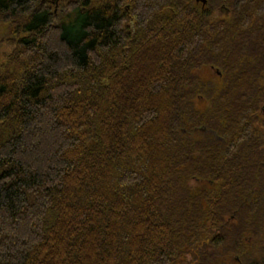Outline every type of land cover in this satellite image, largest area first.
<instances>
[{
    "label": "trees",
    "instance_id": "16d2710c",
    "mask_svg": "<svg viewBox=\"0 0 264 264\" xmlns=\"http://www.w3.org/2000/svg\"><path fill=\"white\" fill-rule=\"evenodd\" d=\"M262 103L264 0H0V264H191L203 232L242 246Z\"/></svg>",
    "mask_w": 264,
    "mask_h": 264
},
{
    "label": "rangeland",
    "instance_id": "374dc122",
    "mask_svg": "<svg viewBox=\"0 0 264 264\" xmlns=\"http://www.w3.org/2000/svg\"><path fill=\"white\" fill-rule=\"evenodd\" d=\"M199 73H201L200 75L205 81L210 80L216 84L218 83V85L220 86L221 80L218 78V75L215 73V71L212 70L210 67L202 68ZM217 87L218 86H216V88ZM196 104L197 108H199L200 110L206 108L205 100H203L202 102L197 101ZM256 181H258V179H256ZM200 183V181H197V185H199ZM208 183L204 182L203 185L211 187V185H209ZM258 185L260 186L259 188L264 191V181L260 182L259 184H256L254 187L251 188H257ZM248 199L251 200V197L248 196ZM263 200L264 196L259 198V206L256 208H254V206H249L250 210H258V214L257 216H255L254 222L247 224L248 227L245 228V230H243L241 226L239 227L241 231L239 240L242 243V246L236 247L237 237L235 239H231L229 237V239L227 238L222 244H220L219 242L223 234L214 235L215 233L209 234L208 232H203L197 245V248L196 246L195 248H186L185 255H187V260H192L191 264H193V261L197 256V259L194 261V263L202 260L205 264H209L208 262L213 259V261L224 262V264H264V229L259 228V222H261L259 220V215H264V211L262 209L264 206ZM226 219L227 217H225V220ZM228 222L233 224L235 220L232 218V216H230L225 223L228 224ZM256 222L259 226L256 225ZM181 258H184V256H182Z\"/></svg>",
    "mask_w": 264,
    "mask_h": 264
},
{
    "label": "flooded vegetation",
    "instance_id": "af4514ba",
    "mask_svg": "<svg viewBox=\"0 0 264 264\" xmlns=\"http://www.w3.org/2000/svg\"><path fill=\"white\" fill-rule=\"evenodd\" d=\"M196 3H200L201 6L203 8H205V5H206V0H195ZM229 15V11L225 8V7H220V8H217L216 10H213L211 11V18H217V20H220L222 18H225ZM210 68L212 70L215 71V73L218 75V77L220 78L221 77V71L219 70V68H215V67H211ZM258 114H259V118L257 119L256 123L258 124H254V127L255 128H258L259 129V132L262 133L260 134L261 135V140L263 141L262 143V152H264V122H261V121H264V103L261 104L260 106V109L258 111ZM200 130L202 131H205V128L202 127V128H199Z\"/></svg>",
    "mask_w": 264,
    "mask_h": 264
},
{
    "label": "water",
    "instance_id": "95a60500",
    "mask_svg": "<svg viewBox=\"0 0 264 264\" xmlns=\"http://www.w3.org/2000/svg\"><path fill=\"white\" fill-rule=\"evenodd\" d=\"M55 1H57V0H55Z\"/></svg>",
    "mask_w": 264,
    "mask_h": 264
}]
</instances>
